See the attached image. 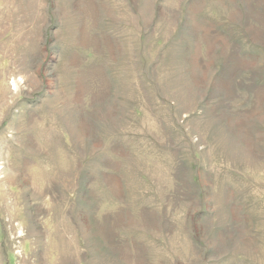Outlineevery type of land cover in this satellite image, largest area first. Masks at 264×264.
<instances>
[{"label":"rangeland","instance_id":"1","mask_svg":"<svg viewBox=\"0 0 264 264\" xmlns=\"http://www.w3.org/2000/svg\"><path fill=\"white\" fill-rule=\"evenodd\" d=\"M0 264H264V0H0Z\"/></svg>","mask_w":264,"mask_h":264}]
</instances>
